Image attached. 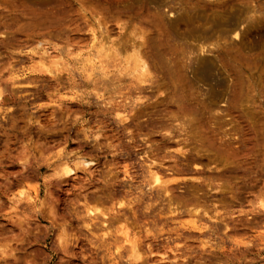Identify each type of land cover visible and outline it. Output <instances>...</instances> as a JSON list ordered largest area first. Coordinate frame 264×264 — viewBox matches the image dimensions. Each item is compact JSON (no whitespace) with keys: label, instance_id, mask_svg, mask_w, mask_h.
Instances as JSON below:
<instances>
[{"label":"rangeland","instance_id":"rangeland-1","mask_svg":"<svg viewBox=\"0 0 264 264\" xmlns=\"http://www.w3.org/2000/svg\"><path fill=\"white\" fill-rule=\"evenodd\" d=\"M0 264H264V0H0Z\"/></svg>","mask_w":264,"mask_h":264},{"label":"bare ground","instance_id":"bare-ground-1","mask_svg":"<svg viewBox=\"0 0 264 264\" xmlns=\"http://www.w3.org/2000/svg\"><path fill=\"white\" fill-rule=\"evenodd\" d=\"M176 3H177V2H176ZM176 3H174V4H176ZM174 8H175V7H174ZM172 9H173V8H172ZM256 12H257V11H256ZM159 15H160V14H159ZM161 15H162V14H161ZM161 18H164V17H161ZM163 23H164V21H163ZM236 24H237V23H236ZM239 24H240V23H239ZM229 25H230V24H229ZM235 26H236V25H235ZM236 27H237V26H236ZM236 27L233 28L234 31L237 30ZM238 27H240V26H238ZM231 30H232V29H231ZM231 30H230V31H231ZM233 30H232V31H233ZM230 33H231V32H230ZM230 33H229V37H230ZM224 35H225V34H224ZM144 36H145V35H144ZM226 36H228V35H226ZM224 39H225V38H224ZM225 41H226V40H225ZM147 42H148V41H147ZM144 43H145V40H144ZM204 43H205V42H203V45H204ZM215 43H216V42H215ZM218 43H219V42H218ZM213 44H214V42H213ZM213 44H212V45H213ZM145 45H146V44H145ZM215 45H217V44H215ZM105 46H106V45H105ZM105 46H104V48H107V46H106V47H105ZM200 46H202V45L200 44ZM207 46H208V45H207ZM207 46H206V47H207ZM217 46H218V45H217ZM147 48H148V47H147ZM201 48H202V47H201ZM201 48H200V49H201ZM203 48H204V46H203ZM203 48H202V49H203ZM207 48L209 49V46H208ZM207 48H204V49H206V51H207ZM132 51H134V50L132 49ZM139 51H140V50H139ZM137 52H138V51H134L133 54H132V56H131V57H133V60H134V63H135L134 66H132L133 64L131 65V63H130L131 67H129L127 70H129L130 68H134V69H135V68H138V67H139V70H140V68H141V70H142V73H141V74H142V78L144 79V78H146V77L148 76L147 74H150V73H152V72H149V68H148V66H147V64H146V61H144L143 58H141V56H139V53H137ZM190 52H191V51H190ZM190 52H189V53H190ZM199 52L201 53V51H199ZM204 52H205V51H204ZM127 53H128V52H127ZM109 54H111V53H109ZM109 54H107V55L109 56ZM187 54H188V53H187ZM192 54H193V51H192ZM192 54H190V55H192ZM130 55H131V54H130ZM130 55H128V56H130ZM194 55H195V54H194ZM198 55H199V54H198ZM116 56H117V55H116ZM184 56H185V55H184ZM195 56H196V55H195ZM195 56H194V57H195ZM186 57H187V56H186ZM186 57H185V58H186ZM194 57H193V58H194ZM196 57H197V56H196ZM196 57H195V59H196ZM185 58L183 57V60H185ZM188 58H189V56H188ZM199 58H200V57H199ZM116 59H117V58H116ZM153 60H154V59H153ZM186 60H187V58H186ZM110 61H111V60H110ZM131 61H132V60H131ZM191 61H192V60H191ZM198 61H199V60H198ZM43 62H44V61H43ZM178 62H179V61H178ZM180 62H181V61H180ZM125 63H126V62H125ZM176 63H177V62H176ZM181 63H182V62H181ZM188 63H189V61H188ZM198 63H199V62H198ZM208 63H210V62H208ZM189 64H191V62H190ZM155 65H156V64H155ZM192 65H193V64H192ZM189 66H191V65H189ZM158 67H159V66H158ZM182 67H183V68H188V64H185V63H184V64L182 65ZM182 67H181V68H182ZM169 68H171V67H169ZM169 68H168V69H169ZM193 68H194V66H193ZM130 70H131V69H130ZM174 70H175V69H174ZM137 72H138V71H137ZM166 72H167V71H166ZM172 72H173V71H172ZM183 72H184V70H183ZM188 72H189V71H188ZM188 72H187V73H188ZM153 73H154V72H153ZM175 73H176V72H175ZM180 73H181V72H180ZM177 74H178V73H177ZM137 75H138V74H137ZM146 75H147V76H146ZM150 75H151V74H150ZM155 75H156V74H155ZM151 76H152V75H151ZM139 77H141L140 74H139L138 78H139ZM150 78H151V77H150ZM143 79H142V81H147V80L150 81L148 77H147V80H146V79L143 80ZM140 81H141V78H140ZM142 81H141V82H142ZM152 81H154V80H152ZM142 83H143V82H142ZM141 99H142V98H141ZM141 99H140V100H141ZM64 168H65V167H64ZM67 168L69 169V173H72L73 170H74V169H71L69 166H68ZM151 176H152L153 181H154L156 184L160 185V186H161V185H164L163 183H166V182H167V180H166V182H165L164 180H162V178L160 177V174H159L157 171H156V172L153 171V173L151 174ZM165 185H166V184H165ZM165 185H164V186H165ZM165 188H167V187H165ZM164 190L168 191V188H167V189H164ZM169 191H170V190H169ZM169 191H168V193H169ZM166 193H167V192H166ZM104 215H105V214H104ZM106 215H107V214H106ZM114 219H115V218H114ZM134 246H135V245H134ZM134 246H133V248H134ZM135 247H136V246H135ZM136 249H137V248H136ZM136 249H135L134 251H136ZM137 250H138V249H137ZM134 253H135V252H134ZM136 254H137V252H136ZM133 255L135 256V254H133ZM137 258H138V255H137Z\"/></svg>","mask_w":264,"mask_h":264},{"label":"clouds","instance_id":"clouds-1","mask_svg":"<svg viewBox=\"0 0 264 264\" xmlns=\"http://www.w3.org/2000/svg\"><path fill=\"white\" fill-rule=\"evenodd\" d=\"M79 166H80V165L78 164L77 167H79ZM67 174H69V169H68L67 167H65V168L63 169V172H57V173H56L57 176L67 175ZM21 195H22V193H21Z\"/></svg>","mask_w":264,"mask_h":264}]
</instances>
